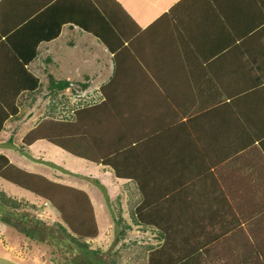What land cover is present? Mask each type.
Here are the masks:
<instances>
[{
	"label": "crops",
	"instance_id": "crops-1",
	"mask_svg": "<svg viewBox=\"0 0 264 264\" xmlns=\"http://www.w3.org/2000/svg\"><path fill=\"white\" fill-rule=\"evenodd\" d=\"M263 15L264 0H0V16L27 18L0 33V93L17 88V78L37 83L3 120L0 152L84 190L92 207V178H107L112 192L121 182L133 187L111 166L46 138L24 145L26 156L9 153L46 109L67 111V91L91 95L75 118L85 121L89 148L122 147L123 171L175 195L158 193L156 213L175 247L191 243L202 264H264ZM118 76L125 91L107 87L101 101L99 85ZM51 79L70 85L49 94ZM72 157L83 168L91 162L92 173L75 172ZM169 206L176 211L164 218Z\"/></svg>",
	"mask_w": 264,
	"mask_h": 264
},
{
	"label": "trees",
	"instance_id": "trees-1",
	"mask_svg": "<svg viewBox=\"0 0 264 264\" xmlns=\"http://www.w3.org/2000/svg\"><path fill=\"white\" fill-rule=\"evenodd\" d=\"M262 18H264V15ZM26 21V17L5 18L0 16V33L7 32L13 27H24L27 23ZM1 41L3 43V40ZM112 52L113 56H115V51ZM261 77H264V72ZM122 80L123 79L118 76L116 79L111 77L101 83V85H99L100 93H98V97L100 96V98H102L101 101L106 99L104 94L105 88L107 87L111 86L112 89H114L111 91L112 93L117 91L122 94V92L125 91L123 90L124 84ZM16 84L18 85L17 88L9 89L11 91L2 90L0 93V128L2 127V122L5 118L17 114L18 107L23 104V101L27 98L29 92H31V90L37 85L34 81L30 87L26 86L30 84H26L19 78H17ZM77 84L80 89L85 88L87 85L85 81L78 82ZM69 85L70 81L68 80L51 79L48 83L47 91L49 94H52L53 92ZM4 86V89H8L6 88L7 85ZM241 88L242 90H247L248 88H251V85L243 86ZM241 88L239 90H241ZM94 98L95 97L91 99L93 100ZM91 99L75 103L74 105H71L65 113L63 112L59 115L54 113L52 111L53 109H46L41 113L37 123L23 134L21 137V143L17 147L23 151L24 145L32 142L38 137H42L78 156L111 166L113 174L116 177L126 178L128 179L126 181L133 183V187L127 188V185L125 186L128 190L129 200L133 202L130 212L133 215L135 223L139 224L144 230L153 231L155 238H161L162 236V241L160 240L159 243L145 247L147 249H145L143 253L145 257L141 264H202L203 257L201 256V251H198L194 247H187L191 243H185V248L179 247V245H176L175 247L173 242L177 241L169 238V227H167V225L164 224L165 222L160 219V215H156V213L161 210L158 196L165 194V187L160 188L159 192H153L148 185H144V181H139V174L132 175L133 170L129 168H126L125 171H123V161L121 157H123L124 154L123 151H121L122 147H117L114 153L107 152V149L101 150V148L98 149L99 151H96L95 148H97V146L89 148L90 146L88 142H86L88 140V133L85 130V121L77 124L75 118L76 115L83 111L84 106L91 104ZM52 104L53 102H51V105ZM77 127H80L78 129H80L81 132H76ZM112 139L114 143L116 140L113 137ZM118 144L120 143L116 141L115 145ZM92 149L94 151H92ZM126 171L130 173V175H127ZM0 176L23 186L36 195L41 196L42 202L46 200L51 203L56 210V214L63 222L61 223L57 219H52V221L45 224L33 214L29 215L28 218H24L25 214L16 212V209L22 204L20 202L21 200L6 195L0 190L1 220L12 223L17 227L18 231L24 233L37 243L41 242L48 244L51 248L50 251H54L53 253L58 254V257L65 262L73 261L79 262L80 264H115L113 260L106 263L100 257L92 256L98 249L90 248L87 240L97 234V223L92 204L84 190L17 167L1 152ZM91 180L94 184L100 186L107 198L108 195L105 192V187L96 178H92ZM166 196H168V198H165ZM164 198L166 201L169 199L171 201L175 198V195L166 192ZM27 202L28 203L26 204L30 203L29 207L38 208L34 203L30 201ZM163 210L164 218H168L170 212L173 210L176 211V209L170 206L165 207ZM22 215L24 216L22 217ZM46 228L48 236L46 237L47 240H45L46 234L44 236L41 234L42 230H46ZM55 245L60 248H57ZM180 252L187 254L183 255ZM80 255H82V257H80Z\"/></svg>",
	"mask_w": 264,
	"mask_h": 264
},
{
	"label": "rangeland",
	"instance_id": "rangeland-1",
	"mask_svg": "<svg viewBox=\"0 0 264 264\" xmlns=\"http://www.w3.org/2000/svg\"><path fill=\"white\" fill-rule=\"evenodd\" d=\"M91 98H93L91 95L76 96V91L72 89L67 91V94L62 95L60 100L63 101L66 106L65 109L68 110L71 105ZM38 101L41 103L43 99L39 98ZM40 103L38 104L40 105ZM40 110L42 112L41 108ZM62 113L59 112L57 114ZM14 147V154L9 152L12 157H16L17 154L23 155V151L16 144H14ZM23 156H26L25 152ZM70 162L74 165L75 172L92 173L87 171V167L91 166V162L87 160L84 162L86 168L78 166L79 161H75L73 157L70 158ZM17 163L21 165L19 161ZM34 169L35 171H40L37 167ZM98 179L105 184L104 186L101 183L106 187L105 192L108 196L107 198L105 197L102 189L97 184L93 183V188H88L93 199V211L97 223L96 236L90 239L87 238L90 248L98 249L92 256L100 257L106 263L113 260L115 264H141L145 257L143 253L147 249L145 247L159 243L160 238H155L153 231L144 230L139 224L135 223L133 215L130 212L133 202L129 200L125 183L121 182L119 186L116 185L117 191L112 192L114 191L112 190L113 185H109L106 182L107 178ZM0 190L6 195L21 200L22 204L19 205L16 212L25 214L24 218H28L29 215L33 214L46 224L58 216L51 203L46 200L43 203L41 196L1 176ZM24 200L34 203L38 208L29 207L30 203L26 204L28 202ZM57 220L61 223L63 222L60 217ZM46 231L47 228L41 232L43 236L46 234L45 240L48 237ZM50 249L48 244L37 243L24 233L18 231L17 227L12 223L0 219V264H80L73 261L65 262L58 257V254L53 253L54 251L51 252Z\"/></svg>",
	"mask_w": 264,
	"mask_h": 264
}]
</instances>
